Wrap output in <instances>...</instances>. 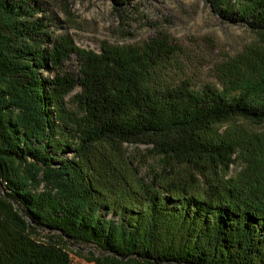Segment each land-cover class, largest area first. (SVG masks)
Segmentation results:
<instances>
[{"label": "trees", "instance_id": "obj_1", "mask_svg": "<svg viewBox=\"0 0 264 264\" xmlns=\"http://www.w3.org/2000/svg\"><path fill=\"white\" fill-rule=\"evenodd\" d=\"M206 1L264 42V0ZM29 2L0 0V264H74L72 255L95 264H264V156L252 154L225 181L219 171L235 163L237 144L214 132L233 119L264 124V59L223 90L151 89L141 56L54 38L28 18ZM169 48L155 44L160 54ZM72 56L77 75L63 72ZM124 145L212 172L207 190L161 174L146 182Z\"/></svg>", "mask_w": 264, "mask_h": 264}, {"label": "rangeland", "instance_id": "obj_2", "mask_svg": "<svg viewBox=\"0 0 264 264\" xmlns=\"http://www.w3.org/2000/svg\"><path fill=\"white\" fill-rule=\"evenodd\" d=\"M26 8L33 11L28 18L42 21L54 38L69 37L77 47L96 54L111 47L141 56L145 85L151 89L188 83L194 90L207 86L223 90L231 80L255 73L264 59V42L257 34L241 23H231L206 0H136L125 8L111 0H30ZM163 42L170 46L167 55L155 49V44ZM63 72L78 74L75 56L65 63ZM75 93L66 98L73 110ZM214 132L237 144L235 163L228 171L218 170L225 181L236 178L252 154L264 156V124L233 119ZM123 150L146 182L161 174L166 181L187 182L192 189L204 191L213 174L172 163L147 145H124ZM76 249L95 251L84 245ZM72 260L95 264L75 255Z\"/></svg>", "mask_w": 264, "mask_h": 264}]
</instances>
